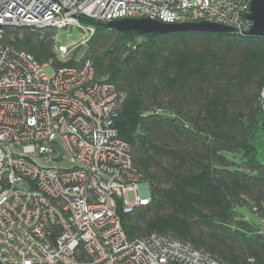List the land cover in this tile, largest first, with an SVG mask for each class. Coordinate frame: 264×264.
<instances>
[{"label": "built area", "instance_id": "built-area-1", "mask_svg": "<svg viewBox=\"0 0 264 264\" xmlns=\"http://www.w3.org/2000/svg\"><path fill=\"white\" fill-rule=\"evenodd\" d=\"M0 0V264H223L170 237L130 239L120 214L146 207L144 177L115 127L126 94L91 60L55 68L4 44L6 29H79L123 19L209 22L248 35L253 0ZM78 46V45H77ZM77 47L56 40L67 63ZM68 156L71 169L40 164Z\"/></svg>", "mask_w": 264, "mask_h": 264}, {"label": "trees", "instance_id": "trees-1", "mask_svg": "<svg viewBox=\"0 0 264 264\" xmlns=\"http://www.w3.org/2000/svg\"><path fill=\"white\" fill-rule=\"evenodd\" d=\"M94 25L82 60L126 94L115 127L151 201L123 214L130 239L157 234L223 264H264V37L236 33L124 34ZM56 30L8 28L4 44L55 68ZM81 62V63H82Z\"/></svg>", "mask_w": 264, "mask_h": 264}, {"label": "water", "instance_id": "water-1", "mask_svg": "<svg viewBox=\"0 0 264 264\" xmlns=\"http://www.w3.org/2000/svg\"><path fill=\"white\" fill-rule=\"evenodd\" d=\"M54 2L59 3L57 0ZM60 4V3H59ZM249 19L253 22L252 29L248 36L264 37V0H253L251 4V14ZM106 26L119 33L139 34V35H160L168 36L172 34L187 33H234L230 27L219 24L202 22V23H186V24H164L155 20L141 19H123L106 23Z\"/></svg>", "mask_w": 264, "mask_h": 264}, {"label": "rangeland", "instance_id": "rangeland-1", "mask_svg": "<svg viewBox=\"0 0 264 264\" xmlns=\"http://www.w3.org/2000/svg\"><path fill=\"white\" fill-rule=\"evenodd\" d=\"M57 39L59 40L60 44L62 45H74L77 48L71 52L70 60L69 61H76L78 64H81L84 55H85V49L86 46H80L81 40L84 37V34L79 29L73 28V29H66V30H58L56 32ZM78 45V46H77ZM64 160L59 162H47L45 158H39L38 156L34 157V159L39 162L40 164L46 163L50 166H57L58 168L63 169H71L74 166L71 164V162L68 159V156L63 153ZM141 191L148 194L150 192V187L147 183L142 185ZM236 212L240 219H243L247 221L250 224L256 225L259 229L256 230L260 235H264V218H261L257 215L256 211L252 209L251 207H238L236 208Z\"/></svg>", "mask_w": 264, "mask_h": 264}]
</instances>
